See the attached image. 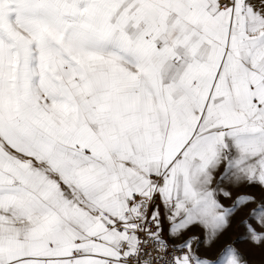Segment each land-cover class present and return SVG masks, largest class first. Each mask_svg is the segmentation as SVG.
I'll return each mask as SVG.
<instances>
[{
	"label": "snow or ice",
	"instance_id": "obj_1",
	"mask_svg": "<svg viewBox=\"0 0 264 264\" xmlns=\"http://www.w3.org/2000/svg\"><path fill=\"white\" fill-rule=\"evenodd\" d=\"M242 213L264 244V0H0V264H246Z\"/></svg>",
	"mask_w": 264,
	"mask_h": 264
},
{
	"label": "rangeland",
	"instance_id": "obj_2",
	"mask_svg": "<svg viewBox=\"0 0 264 264\" xmlns=\"http://www.w3.org/2000/svg\"><path fill=\"white\" fill-rule=\"evenodd\" d=\"M249 193L255 194L258 198L261 193L260 190L256 187L245 189ZM224 203H229L228 201H224ZM246 213H242L236 217L233 221L232 226L228 229V231L220 237L217 242L216 247L212 249V255L215 256L219 253L220 247L225 244L234 243L236 247L239 249L242 254L246 264H264V244L256 245L249 242L245 239V229L240 226L239 221L243 218ZM195 236L201 237V247H205L206 245L203 243V230L195 229L192 233Z\"/></svg>",
	"mask_w": 264,
	"mask_h": 264
}]
</instances>
